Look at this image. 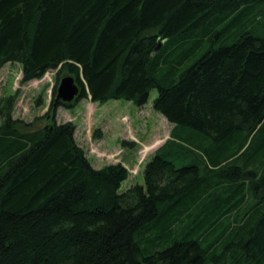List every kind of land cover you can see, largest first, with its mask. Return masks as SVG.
Here are the masks:
<instances>
[{
  "label": "trees",
  "instance_id": "trees-1",
  "mask_svg": "<svg viewBox=\"0 0 264 264\" xmlns=\"http://www.w3.org/2000/svg\"><path fill=\"white\" fill-rule=\"evenodd\" d=\"M8 63L80 93L30 123L0 101V264H264V0H0ZM154 88L174 128L121 192L57 110Z\"/></svg>",
  "mask_w": 264,
  "mask_h": 264
},
{
  "label": "rangeland",
  "instance_id": "rangeland-1",
  "mask_svg": "<svg viewBox=\"0 0 264 264\" xmlns=\"http://www.w3.org/2000/svg\"><path fill=\"white\" fill-rule=\"evenodd\" d=\"M65 76L67 74L58 75L57 70H51L42 79L22 83V66L19 63H8L0 70V101L18 93L13 118L24 123L33 122L49 111L53 90L56 86L58 88ZM157 95L158 89L154 88L144 106L125 99H111L105 103L83 99L72 108L60 106L56 121H73L77 125L75 139L86 150L94 167L122 162L129 169L130 176L123 182L120 189L122 192L134 184L144 183L142 172L147 161L170 138H166L167 134L171 136L174 128L161 113L154 110L152 104ZM48 121L53 120L44 119L42 124ZM97 129L110 143L106 148H102L101 141H96L94 137L93 133ZM123 140L135 141L138 146L134 149L125 148L121 145ZM160 143L154 150L155 144ZM126 153L134 157H128Z\"/></svg>",
  "mask_w": 264,
  "mask_h": 264
},
{
  "label": "water",
  "instance_id": "water-1",
  "mask_svg": "<svg viewBox=\"0 0 264 264\" xmlns=\"http://www.w3.org/2000/svg\"><path fill=\"white\" fill-rule=\"evenodd\" d=\"M79 93L80 87L75 78L67 75L59 83L56 99L64 103H70L76 100Z\"/></svg>",
  "mask_w": 264,
  "mask_h": 264
},
{
  "label": "crops",
  "instance_id": "crops-1",
  "mask_svg": "<svg viewBox=\"0 0 264 264\" xmlns=\"http://www.w3.org/2000/svg\"><path fill=\"white\" fill-rule=\"evenodd\" d=\"M90 100V99H89ZM93 102V101H92ZM77 131V130H76ZM78 132V131H77ZM76 132V133H77ZM103 138L102 139H99V137L96 139V141H101L100 143H101V145H102V148H106L108 145H110V143L109 142H107V140L105 139V136H102ZM168 137H170L169 136V134H167V137L166 138H168ZM157 143H159V142H157ZM161 143H163V142H161ZM161 143L160 144H155V146L153 147V149L154 150H156L158 147H159V145H161ZM152 149V150H153ZM127 155H128V157H134V155L133 154H131V153H126Z\"/></svg>",
  "mask_w": 264,
  "mask_h": 264
}]
</instances>
